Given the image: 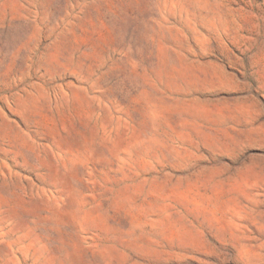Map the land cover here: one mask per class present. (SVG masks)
Masks as SVG:
<instances>
[{
	"label": "rangeland",
	"instance_id": "374dc122",
	"mask_svg": "<svg viewBox=\"0 0 264 264\" xmlns=\"http://www.w3.org/2000/svg\"><path fill=\"white\" fill-rule=\"evenodd\" d=\"M0 264H264V0H0Z\"/></svg>",
	"mask_w": 264,
	"mask_h": 264
}]
</instances>
